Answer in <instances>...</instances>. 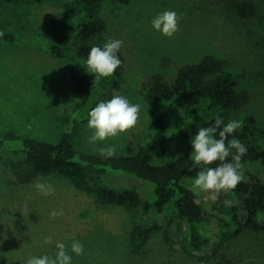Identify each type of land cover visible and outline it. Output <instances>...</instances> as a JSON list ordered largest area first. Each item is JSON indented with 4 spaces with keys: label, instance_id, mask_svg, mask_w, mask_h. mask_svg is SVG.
I'll return each mask as SVG.
<instances>
[{
    "label": "rangeland",
    "instance_id": "obj_1",
    "mask_svg": "<svg viewBox=\"0 0 264 264\" xmlns=\"http://www.w3.org/2000/svg\"><path fill=\"white\" fill-rule=\"evenodd\" d=\"M262 5L260 19L249 26L263 38L262 45L257 37L246 36L247 25L229 12L227 0H104L95 8L83 9L82 18L95 16L105 24L104 33L95 43L123 41L120 52L126 64L121 93L141 105L134 128L103 142H91L93 131L87 128L90 109L76 112V85L70 78V66L49 56L39 44L40 31L66 17L68 10L54 3L0 2V133L55 144L65 131L73 132V145L79 153L99 155L101 147L114 145L115 157L128 155L129 150L142 146L152 128L144 83L155 75L173 83L180 66L212 55L228 62L229 69L241 77L239 90L251 97L246 109L230 113L227 122L238 119L243 126L245 119L253 116L256 138L264 143V1ZM165 10L179 16V31L171 38L151 27L152 18ZM7 36L13 40L5 41ZM169 118L171 128L152 154L156 166L192 151L190 139L181 131L190 129L193 123L176 119L175 114ZM242 172L245 180L251 175L264 179L260 164H247ZM117 173L116 178L121 179L106 178V186L120 190L132 185L144 199L152 198V184ZM192 180L185 179L183 185L191 190ZM37 181L51 184L52 194L36 192ZM197 195L209 214L201 226L210 240L208 247L192 251L186 222L170 209L173 224L169 243L157 233L136 250L132 232L137 227L149 228L153 215L107 206L95 193L77 189L57 175L22 186L13 174L11 160L0 155V264H24L32 255H52L55 242L70 247L73 239L80 240L85 248L82 256H74V264H264V233L245 232L233 237V231L223 229L217 221L228 217L224 201L231 200L235 205L236 199L222 193L213 203L206 194ZM52 211H62L63 215L53 218ZM46 236L51 237L52 244L41 247Z\"/></svg>",
    "mask_w": 264,
    "mask_h": 264
},
{
    "label": "trees",
    "instance_id": "obj_2",
    "mask_svg": "<svg viewBox=\"0 0 264 264\" xmlns=\"http://www.w3.org/2000/svg\"><path fill=\"white\" fill-rule=\"evenodd\" d=\"M103 1L0 0L8 4L54 3L68 10L66 17L50 22L38 37L40 46L49 56L70 66V78L76 85V112L87 107L91 110L100 101L111 99L114 94L122 95L121 81L126 60L121 52L119 57L122 64L110 78L95 81L94 74L88 73L85 68L91 47L102 46L95 41L104 33L105 24L95 16L82 18L80 14L83 9L95 8ZM262 1L227 0L229 12L247 25L246 36L257 37L259 45H262L263 38L258 37L255 34L258 31L251 30L249 26L260 19ZM6 40L12 41L13 38L7 36ZM240 82L241 77L229 69L226 60L212 55L180 66L173 83H169L163 75L153 76L143 85L152 115V128L142 146L136 151L129 150L128 155L104 159L100 155L79 153L73 145L74 133L67 131L55 144L2 132L0 155L11 160L13 174L22 186H28L38 178L57 175L77 189L95 193L100 202L107 206L126 207L134 212L153 215L155 219L149 228L137 227L132 232L131 242L136 250L142 249L157 233L169 243L173 218L168 212L173 209L177 217L187 224L188 247L200 252L210 243L201 229L209 214L198 195L183 185L185 179H193L200 169L192 167L188 154L159 166L152 164V154L164 142L171 128L169 117L173 114L176 119L193 123L190 129L181 131L184 138L190 139L197 127L209 126L218 116L227 123L230 113L246 109L251 97L247 91L239 90ZM234 135L247 149L241 161L242 169L247 164H260L264 168V143L256 138L255 118L247 117L242 128ZM117 172L122 173V178L132 179L127 177L131 176L152 184V198L144 199L138 188L132 185L120 190L106 186V178L121 179L116 178ZM230 194L237 204L228 207L227 218H217L223 229L233 231V237L245 232L264 233V179L251 175L247 180L243 179ZM140 240L143 242L139 244Z\"/></svg>",
    "mask_w": 264,
    "mask_h": 264
},
{
    "label": "clouds",
    "instance_id": "obj_3",
    "mask_svg": "<svg viewBox=\"0 0 264 264\" xmlns=\"http://www.w3.org/2000/svg\"><path fill=\"white\" fill-rule=\"evenodd\" d=\"M151 27L162 36L171 38L179 31V16L175 11L165 10L152 18ZM122 46V40L110 39L102 46L91 47L85 68L88 73L94 74L95 81L114 76L122 64L119 57ZM140 110L139 103L118 94L100 101L87 114V128L93 131L90 141L103 142L126 133L137 125ZM241 127L240 120L231 119L225 123L219 116L209 126L197 127L190 138L192 167L200 169L191 182L194 193L206 194V199L215 203L222 193L234 191L243 180L241 161L247 149L234 135ZM116 151L114 145L104 146L99 149V155L110 159L116 156ZM213 164L216 166L213 167ZM34 188L43 196L51 195L53 190L52 185L45 181H37ZM232 203L231 200L224 201L226 207H231ZM50 215L55 218L63 213L52 211ZM50 244L52 239L46 236L40 246ZM84 251V244L78 239H73L70 247L57 241L54 254L32 255L24 264H74V256H82Z\"/></svg>",
    "mask_w": 264,
    "mask_h": 264
}]
</instances>
